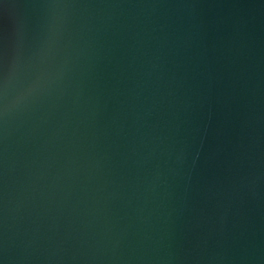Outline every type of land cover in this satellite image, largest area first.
Returning <instances> with one entry per match:
<instances>
[{"label": "water", "instance_id": "1", "mask_svg": "<svg viewBox=\"0 0 264 264\" xmlns=\"http://www.w3.org/2000/svg\"><path fill=\"white\" fill-rule=\"evenodd\" d=\"M0 264H264V0H0Z\"/></svg>", "mask_w": 264, "mask_h": 264}]
</instances>
